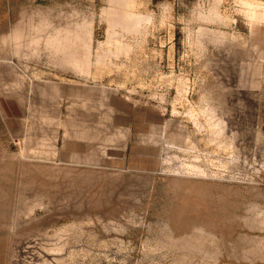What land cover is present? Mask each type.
Masks as SVG:
<instances>
[{
	"label": "rangeland",
	"instance_id": "obj_1",
	"mask_svg": "<svg viewBox=\"0 0 264 264\" xmlns=\"http://www.w3.org/2000/svg\"><path fill=\"white\" fill-rule=\"evenodd\" d=\"M0 264H264V0H0Z\"/></svg>",
	"mask_w": 264,
	"mask_h": 264
}]
</instances>
